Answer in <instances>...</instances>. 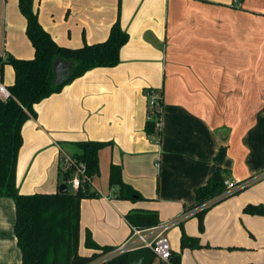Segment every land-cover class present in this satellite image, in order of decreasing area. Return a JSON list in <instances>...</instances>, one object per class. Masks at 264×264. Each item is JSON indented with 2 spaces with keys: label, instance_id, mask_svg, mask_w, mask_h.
<instances>
[{
  "label": "crops",
  "instance_id": "0c3cea01",
  "mask_svg": "<svg viewBox=\"0 0 264 264\" xmlns=\"http://www.w3.org/2000/svg\"><path fill=\"white\" fill-rule=\"evenodd\" d=\"M34 6L42 27L62 46L103 41L117 19L128 33L117 65L92 68L42 99L21 129L16 184L25 194L58 190L60 157L77 151L75 141L111 142L99 152L107 188L98 189L94 176L99 197L80 202V255L100 252L85 247L86 231L101 246L122 244L131 232L124 218L131 208L156 210L159 224L183 213L190 215L182 227L197 220L196 209H189L194 190L216 169L221 145L230 182L264 175V0H34ZM25 25L17 0H0V55L33 57ZM1 74L6 86L13 82L10 64ZM146 90L162 95L156 136L145 130ZM70 145L74 152L67 153ZM111 163L145 200L114 196ZM248 203L264 207V176L207 211L203 231L191 232L201 248L233 245L239 220L252 229L264 215L244 213ZM212 216L217 237L206 229ZM15 218L13 200L0 197V264L21 262Z\"/></svg>",
  "mask_w": 264,
  "mask_h": 264
},
{
  "label": "trees",
  "instance_id": "16d2710c",
  "mask_svg": "<svg viewBox=\"0 0 264 264\" xmlns=\"http://www.w3.org/2000/svg\"><path fill=\"white\" fill-rule=\"evenodd\" d=\"M17 4L25 18V34L34 49V55L32 58H19L9 53L0 55V71L2 72L5 64H10L14 71V80L7 86L11 97L4 101L0 99V197L11 198L15 204L14 234L21 253L20 264H73L77 260L86 264L114 248L97 244L90 232L86 231L85 247L100 252L90 255L78 253L80 202L85 198L99 197L92 188L91 180L99 174L100 150L111 145V142H74L77 151L70 156L75 163L84 164L87 176V180L82 182L78 189L69 187L65 193H59L57 190L53 193L25 194L19 192L16 184L17 157L23 141L21 129L27 119L35 116L36 103L58 93L65 85L92 68L117 65L120 61V48L128 40V33L121 28L117 19L103 41L84 43L78 47L62 46L57 44L40 24L34 0H17ZM150 92L152 90H146V94ZM145 130L149 136L160 134V131L155 129L154 120L150 118L146 120ZM225 154L226 147L221 145L214 155V161L218 164L216 169L204 184L194 190L195 202L189 209L199 208L194 217L197 218L200 232L203 231L204 216L212 206L252 184L226 192L224 181L228 176L227 171L221 167ZM58 172L61 182H67L73 175L74 167L69 166L63 170L60 165ZM251 178L253 177L244 181ZM108 185L117 188L114 196L118 199L133 202L145 200L139 191L123 181L119 164H110ZM208 201L212 203L205 206ZM243 212L264 215V208L261 204L248 203L243 207ZM124 218L130 226L138 228H148L159 223L158 212L153 209L131 208ZM180 227L181 250L204 246L198 237L186 236L181 224ZM128 254L117 255L101 264H128ZM180 259L179 252L171 251V264H180Z\"/></svg>",
  "mask_w": 264,
  "mask_h": 264
},
{
  "label": "rangeland",
  "instance_id": "374dc122",
  "mask_svg": "<svg viewBox=\"0 0 264 264\" xmlns=\"http://www.w3.org/2000/svg\"><path fill=\"white\" fill-rule=\"evenodd\" d=\"M153 109L154 108L151 106V101L148 97L149 113H151ZM65 150H67V153H72L74 152V147L70 145L65 147ZM94 183L98 189L105 190L107 188L105 174L100 173L99 175H96ZM213 219L214 216L208 220L209 224H206V229L209 236L217 237V222H213ZM238 222L237 228L233 226L234 229H232L231 236L233 238V245L213 246L214 244H211V246L199 250H193L191 248H184L181 250V227L179 225L168 230L165 236L167 237L173 252L180 253L181 264H264V217H257V219L251 223L252 229L246 226L249 222L245 223L240 220ZM203 223L205 225V222ZM183 231L186 236L198 237L197 220L195 218L188 220L185 228L183 227ZM194 231L197 235L191 234V232ZM80 252L85 253L83 243L80 246ZM152 264H159V260L154 259Z\"/></svg>",
  "mask_w": 264,
  "mask_h": 264
},
{
  "label": "built area",
  "instance_id": "2783aa9c",
  "mask_svg": "<svg viewBox=\"0 0 264 264\" xmlns=\"http://www.w3.org/2000/svg\"><path fill=\"white\" fill-rule=\"evenodd\" d=\"M151 101V106H153V111L149 113L147 118L153 119L155 122V129L159 130L161 113H162V95L158 92H150L147 94ZM11 97V93L8 87L2 81V74L0 71V99L6 100ZM62 161V169L66 170L67 167H74V172L71 178L67 180V187L76 190L81 185L82 182L87 180V176L85 175V166L83 163H75L70 155L63 154L60 157ZM262 176H255L247 181H239V182H230L229 178H226L224 183L226 185V192L233 191L235 189L245 187L256 180H259ZM212 203V201L206 202L207 204ZM196 211L199 208H195ZM189 213H183L182 215L176 217L175 219L166 222V223H158L155 226L148 228H138L135 226H131V232L129 237L119 246L114 247L112 250L102 253L97 258L86 264H101L117 255L123 253H130L138 250H149L153 253L154 259H158L159 263L171 264L170 256H171V247L165 233L167 230L174 225L180 224Z\"/></svg>",
  "mask_w": 264,
  "mask_h": 264
},
{
  "label": "water",
  "instance_id": "95a60500",
  "mask_svg": "<svg viewBox=\"0 0 264 264\" xmlns=\"http://www.w3.org/2000/svg\"><path fill=\"white\" fill-rule=\"evenodd\" d=\"M68 191L66 183L62 182L58 186L59 193H65ZM154 255L149 250H138L130 252L127 256L128 264H152ZM73 264H81L80 260L74 261Z\"/></svg>",
  "mask_w": 264,
  "mask_h": 264
}]
</instances>
